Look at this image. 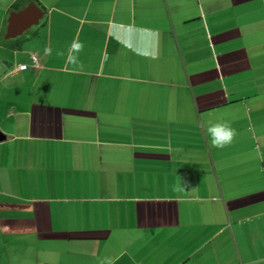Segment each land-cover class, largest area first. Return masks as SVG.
I'll return each instance as SVG.
<instances>
[{
	"label": "crops",
	"instance_id": "obj_1",
	"mask_svg": "<svg viewBox=\"0 0 264 264\" xmlns=\"http://www.w3.org/2000/svg\"><path fill=\"white\" fill-rule=\"evenodd\" d=\"M16 1L0 264H264V0ZM29 5L39 25L6 40Z\"/></svg>",
	"mask_w": 264,
	"mask_h": 264
},
{
	"label": "clouds",
	"instance_id": "obj_2",
	"mask_svg": "<svg viewBox=\"0 0 264 264\" xmlns=\"http://www.w3.org/2000/svg\"><path fill=\"white\" fill-rule=\"evenodd\" d=\"M82 50H83L82 43L73 42L71 48L69 49L70 53H73L69 55L68 58L69 62L72 64H77L78 57L74 53H79ZM45 53L50 54L51 49L46 48ZM57 55H63V52L58 51ZM206 134L210 137L211 147L222 149L232 143L233 139L236 136V130L226 122H216V123L209 122V126L206 128ZM183 187L187 188L188 185L184 184ZM107 264H111V261L109 260Z\"/></svg>",
	"mask_w": 264,
	"mask_h": 264
},
{
	"label": "water",
	"instance_id": "obj_3",
	"mask_svg": "<svg viewBox=\"0 0 264 264\" xmlns=\"http://www.w3.org/2000/svg\"><path fill=\"white\" fill-rule=\"evenodd\" d=\"M35 11L37 15L32 19L31 13ZM42 19V12L36 5H29L19 12H12L7 20L6 40L16 39L20 37L28 29L38 26ZM4 136L0 133V141Z\"/></svg>",
	"mask_w": 264,
	"mask_h": 264
},
{
	"label": "trees",
	"instance_id": "obj_4",
	"mask_svg": "<svg viewBox=\"0 0 264 264\" xmlns=\"http://www.w3.org/2000/svg\"><path fill=\"white\" fill-rule=\"evenodd\" d=\"M35 2V0H17L10 8L11 11H18L21 8H23L24 6H26L29 2ZM34 35H30V37H32ZM2 44H4L5 47L9 48V49H13L15 46H13L11 44V41H4L2 39Z\"/></svg>",
	"mask_w": 264,
	"mask_h": 264
},
{
	"label": "built area",
	"instance_id": "obj_5",
	"mask_svg": "<svg viewBox=\"0 0 264 264\" xmlns=\"http://www.w3.org/2000/svg\"><path fill=\"white\" fill-rule=\"evenodd\" d=\"M31 59H32L34 65H35V66H38L37 58H36L35 56H32ZM27 68H28V67H27L26 65H20V66L18 67L19 70H26Z\"/></svg>",
	"mask_w": 264,
	"mask_h": 264
}]
</instances>
